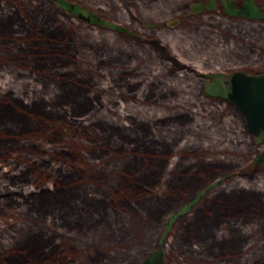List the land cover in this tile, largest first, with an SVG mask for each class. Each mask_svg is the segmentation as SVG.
<instances>
[{
  "label": "rangeland",
  "instance_id": "obj_1",
  "mask_svg": "<svg viewBox=\"0 0 264 264\" xmlns=\"http://www.w3.org/2000/svg\"><path fill=\"white\" fill-rule=\"evenodd\" d=\"M62 1L0 0V264H264V137L206 92L264 73V20Z\"/></svg>",
  "mask_w": 264,
  "mask_h": 264
},
{
  "label": "water",
  "instance_id": "obj_2",
  "mask_svg": "<svg viewBox=\"0 0 264 264\" xmlns=\"http://www.w3.org/2000/svg\"><path fill=\"white\" fill-rule=\"evenodd\" d=\"M80 17L88 19L83 14ZM230 84L228 99L245 118L250 133L255 137L260 136L264 131V73L236 71ZM139 264H165L162 250L152 251Z\"/></svg>",
  "mask_w": 264,
  "mask_h": 264
},
{
  "label": "trees",
  "instance_id": "obj_3",
  "mask_svg": "<svg viewBox=\"0 0 264 264\" xmlns=\"http://www.w3.org/2000/svg\"><path fill=\"white\" fill-rule=\"evenodd\" d=\"M53 1L61 2V7H62V5L63 6L68 5V4L64 3L62 0H53ZM220 3L222 4L225 13L228 16L235 17V18H241V19H247V20H250V21H261V20H264V11L261 10L260 7H258V4L254 0H243L238 5L234 4V2L232 0H220ZM216 4H217V0H208L207 2L202 3V4L196 3V4L192 5V10L194 12L201 11V10L212 11V10H215ZM65 7L67 8V6H65ZM68 8L71 11L74 12L75 8H72L71 5L68 6ZM80 14L81 13H79L78 15L80 16ZM87 18L88 19H85V20L88 21V22L97 21L96 18H94V16H92V15H88ZM54 55H56L57 57L60 56L59 52L54 54ZM227 86H224L222 83H220V81L218 79H215V81L209 82L207 84L206 92H207L208 95H210L212 97H218V98L227 99L228 98V93H226L227 92ZM227 101L231 102L229 99H227ZM21 102L25 106L24 101L22 100ZM6 111L7 110H5L3 112V114H5ZM15 113H19V112H17L15 110ZM0 114H1V112H0ZM15 115H17V114H15ZM9 119L10 118H7V117L6 118H2V121L0 120V127H2V128L7 127L8 124H6V120H9ZM260 136L264 137V131H263V133ZM262 159H264V157L260 156V157H258L257 160L261 162ZM131 201H132L133 205L137 204V203H135L134 200H131ZM79 204H80V201L77 200L76 206L73 205V207L77 210V212H79V214H83L84 215L86 210H85V208L83 206H81V204L80 205ZM73 207H71V208H73Z\"/></svg>",
  "mask_w": 264,
  "mask_h": 264
}]
</instances>
